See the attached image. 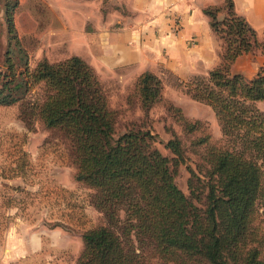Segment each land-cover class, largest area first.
Here are the masks:
<instances>
[{"label":"trees","instance_id":"16d2710c","mask_svg":"<svg viewBox=\"0 0 264 264\" xmlns=\"http://www.w3.org/2000/svg\"><path fill=\"white\" fill-rule=\"evenodd\" d=\"M203 12L221 38L220 61L207 76L195 75L185 85L213 109L224 144L207 147L203 178L190 167V195L174 179L184 160L180 139L165 142L174 154L169 157L149 129L132 127L115 136L117 112L95 68L80 55L54 62L42 57L18 72L9 61L0 71V104L22 98L31 82L44 83L45 96L23 110L60 128L70 144L75 178L94 189L92 202L106 217V223L82 232L75 264H152L146 245L162 264H264L263 231L253 224L258 204L264 207V109L257 104L264 101V62L250 78L232 71L241 54L264 52V41L233 0L206 5ZM5 17L13 33L8 3ZM135 89L147 110L161 98L163 83L144 70ZM197 122L186 126L194 129Z\"/></svg>","mask_w":264,"mask_h":264},{"label":"rangeland","instance_id":"374dc122","mask_svg":"<svg viewBox=\"0 0 264 264\" xmlns=\"http://www.w3.org/2000/svg\"><path fill=\"white\" fill-rule=\"evenodd\" d=\"M7 3L12 5L13 33L8 31L5 17ZM224 14L222 9L219 18ZM50 21L48 0H0V71L7 69L9 61L17 72L32 69L46 57L41 47L51 44L48 38L43 40L41 31ZM216 36L220 49L215 64L220 61L222 44ZM258 37L264 41V33ZM250 52L232 65V71H240L246 78L254 76L264 62L261 48ZM211 64L185 78L164 71L159 76L161 98L147 110L140 104L135 81L123 86L118 80L100 78L110 106L117 112L115 136L132 127L149 129L155 145L169 157L174 154L165 142L171 137L180 139L184 160L177 165L174 179L188 195L190 167L203 178L207 147L224 144L213 109L194 99L185 85L195 75L207 76L209 67L215 65ZM45 92L43 82H31L22 98L0 104V264H75L83 248L82 232L107 222L104 212L92 202L94 189L75 178L70 144L60 128L47 126L40 116L23 110L42 99ZM257 104L264 109V101ZM196 120V127L188 129L186 124ZM204 136L207 138L201 141ZM253 224L264 235V207L260 203ZM145 255L152 264L163 263L148 245Z\"/></svg>","mask_w":264,"mask_h":264},{"label":"crops","instance_id":"0c3cea01","mask_svg":"<svg viewBox=\"0 0 264 264\" xmlns=\"http://www.w3.org/2000/svg\"><path fill=\"white\" fill-rule=\"evenodd\" d=\"M223 1L48 0L51 21L41 32L51 45L41 52L50 60L80 55L101 79L123 86L144 70L185 78L217 62L220 41L203 7ZM233 1L236 11L263 34L264 0Z\"/></svg>","mask_w":264,"mask_h":264},{"label":"built area","instance_id":"2783aa9c","mask_svg":"<svg viewBox=\"0 0 264 264\" xmlns=\"http://www.w3.org/2000/svg\"><path fill=\"white\" fill-rule=\"evenodd\" d=\"M179 21H177V23H178Z\"/></svg>","mask_w":264,"mask_h":264}]
</instances>
